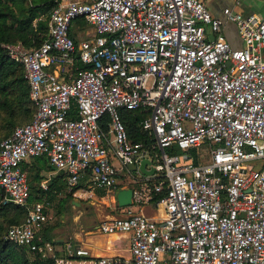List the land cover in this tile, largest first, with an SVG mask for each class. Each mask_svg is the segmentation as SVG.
Segmentation results:
<instances>
[{"label":"built area","instance_id":"2783aa9c","mask_svg":"<svg viewBox=\"0 0 264 264\" xmlns=\"http://www.w3.org/2000/svg\"><path fill=\"white\" fill-rule=\"evenodd\" d=\"M241 5L232 0L218 18L204 0H59L40 17L48 29L39 46L2 43L35 108L0 140L2 203L27 212L5 239L43 251L35 237L47 201H29L25 160L45 158L74 193L86 176L91 188L113 191V160L149 158L161 218L128 211L102 220V233L130 234L129 257L95 264H264V11L244 14ZM77 20L89 31L75 41ZM228 23L241 46L227 40ZM139 108L155 151L133 142L122 121L120 110Z\"/></svg>","mask_w":264,"mask_h":264},{"label":"crops","instance_id":"0c3cea01","mask_svg":"<svg viewBox=\"0 0 264 264\" xmlns=\"http://www.w3.org/2000/svg\"><path fill=\"white\" fill-rule=\"evenodd\" d=\"M206 1H209L207 7L215 16H217L218 11V13L221 12L222 17L223 7L232 6V0H220L225 4H220L219 7L215 5L216 0H204V2ZM241 2L240 10L242 9L244 14L264 11V0H257L255 3L250 0H241ZM210 3L213 4L210 5ZM73 29H76V38L79 40L82 37L79 34L82 33L80 32L81 28L75 26ZM225 34L232 45L241 46L234 24L228 23L226 25ZM149 157L151 158V155ZM113 164L117 169L116 185L113 191L93 189L85 177L82 180L81 187L79 186L76 192H71L70 194V191L65 187L60 190L66 182L64 174L53 169L45 158L27 159L21 164L22 169L26 173L31 170L38 172L40 176V179L34 182L37 185L32 186L38 193L34 200H40L45 196L47 201L45 205L48 215L47 222L50 220L48 234L52 240L39 244L43 249L42 253H40L41 258L52 259L54 264H56V259L61 257L67 260V264H95L94 261L102 256L119 260L127 259L129 257L130 234L120 232L102 233L98 229L99 223L114 216L125 215L128 211L142 213L150 219L157 220L161 218V216L157 218L151 209L157 207L156 199H153L154 194L151 191V186L156 182L157 177L154 174L145 176L137 171H132L128 166H123L117 160H113ZM42 184H47L48 190L46 192L43 191ZM120 188H131L137 192L141 190L140 200L135 201L133 198L130 206L118 207L114 198ZM51 189L52 191H50ZM107 192H112V195H106L105 193ZM67 193L68 196L70 195V204L75 208L72 218L68 221L65 220L67 214L64 213V210L67 209L64 206L66 207L67 203H63V198ZM52 198H55L54 201H52ZM101 203L104 207L101 206ZM115 206L118 209L117 212L113 211ZM51 207L58 208V211H51L52 214L49 215V208L52 210ZM68 244H71L76 249H85L88 254L81 256L69 255L66 250Z\"/></svg>","mask_w":264,"mask_h":264},{"label":"trees","instance_id":"16d2710c","mask_svg":"<svg viewBox=\"0 0 264 264\" xmlns=\"http://www.w3.org/2000/svg\"><path fill=\"white\" fill-rule=\"evenodd\" d=\"M58 1L0 0V45L2 43L21 42L27 47L39 46L46 38L48 29L47 19H40V17L47 16ZM75 25L81 29L87 26L83 20H77ZM71 36L77 41L74 29ZM77 66L80 69L88 67L80 62L77 63ZM34 112L35 108L29 99V86L24 77L22 66L10 60L0 46V140L8 136L17 124L29 122ZM120 115L129 138L133 142L143 143L150 151H155L153 137L141 128V122L147 116V112L141 108L135 110L122 109ZM107 121L106 116L100 120L99 125L103 131L107 130ZM169 152L178 153L179 151L172 148ZM29 173V182L40 179L38 172L30 170ZM86 178L88 177L86 176ZM82 180L78 185L80 187ZM157 180L158 178L155 181ZM65 184L66 182L60 190L64 187L67 188V184ZM29 188V201H33L38 193L34 187L29 185ZM153 194L154 200H158L162 196L161 193ZM3 196L4 191L0 188V199ZM26 213L25 208L13 203L0 204V264H54L52 259L41 258L40 252H31L26 247L19 246L3 237L7 226L20 224L25 219ZM40 231L35 237L36 245L52 240L48 234V227H45L42 232Z\"/></svg>","mask_w":264,"mask_h":264},{"label":"rangeland","instance_id":"374dc122","mask_svg":"<svg viewBox=\"0 0 264 264\" xmlns=\"http://www.w3.org/2000/svg\"><path fill=\"white\" fill-rule=\"evenodd\" d=\"M250 1L253 2V3L257 2V0H250ZM208 2H209V1H206V2H205V4H206L207 6H208V4H209ZM225 2H226V1H225ZM211 4H213V3H210V5H211ZM214 4H215V3H214ZM220 4L224 5L225 3H222V1H220V0H216V4H215V5H216L217 7H219ZM235 10L238 11V12H242V11H243L242 9L240 10V7L236 8ZM217 17H218V18L221 17V12L218 13V11H217ZM74 31H76V29H74ZM81 31H89V27L85 26L84 28L81 29ZM79 34L82 35V33H79ZM21 124H22V123H21ZM17 125H20V123L17 124ZM17 125H16V126H17ZM157 152H158V151H156V153H157ZM203 159H204V160H208V157H207V156H204ZM114 161H116V160H114ZM29 176H30V173H27V178H28ZM28 182H29V181H28ZM34 182H36V181H33V182L30 181V182H29V185H30V186H36L37 184H34ZM67 194H68V193H67ZM67 194H66V196L63 198V203H64V204L67 203V204H66V207L64 206V208H67L66 210H64V213L67 214V215L65 216V220H66V221H68V220H70V219L72 218L73 213H74V210H75V208L72 207V205L70 204V202H69L70 198H69V196H68ZM105 194H106V195H112V192H110V193L107 192V193H105ZM113 194H114V193H113ZM67 196H68V197H67ZM3 198H4V196H3ZM3 198L0 199V204H2ZM54 199H55V198H52V201H54ZM65 199H66V201H64ZM114 199H115V198H114ZM98 206H99V205H98ZM101 206H102V203H101ZM102 207H104V206H102ZM151 207H152V206H151ZM51 208H52V207H51ZM93 208H95V206H93ZM151 209H152V211H153V214L156 215L157 218L160 217V216H162L163 212H162V209H161L160 207H156V208L154 207V208H151ZM55 210L58 211V208L56 209V208L53 207L52 210H50V208H49V215H51L52 212L55 211ZM51 211H52V212H51ZM113 211H116V212L118 211V209H117L116 206H115V208H114ZM116 212H115V213H116ZM49 221H50V220H48V222H46V223H44V225H42V226H44L43 229H44L45 227H48V226H49ZM10 226H11V225H8V226H7V229H8ZM42 226H41V227H42ZM7 229L5 230V233H6ZM43 229H42V230H43ZM40 230H41V228H40ZM40 230H39V231H40ZM42 230H41L40 232H42ZM39 231H38V232H39ZM3 237H5V234H4Z\"/></svg>","mask_w":264,"mask_h":264},{"label":"water","instance_id":"95a60500","mask_svg":"<svg viewBox=\"0 0 264 264\" xmlns=\"http://www.w3.org/2000/svg\"><path fill=\"white\" fill-rule=\"evenodd\" d=\"M213 39V36H210ZM132 171H137L142 175L149 176L154 174V168L151 161L147 158L140 160L139 164L130 163L127 165ZM149 167V168H148ZM133 190L131 188H120L115 194V200L118 207H127L132 204Z\"/></svg>","mask_w":264,"mask_h":264}]
</instances>
